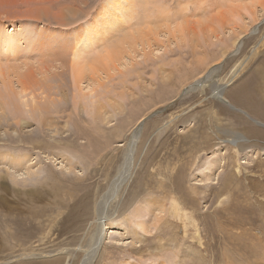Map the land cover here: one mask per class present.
Listing matches in <instances>:
<instances>
[{
    "label": "rangeland",
    "instance_id": "obj_1",
    "mask_svg": "<svg viewBox=\"0 0 264 264\" xmlns=\"http://www.w3.org/2000/svg\"><path fill=\"white\" fill-rule=\"evenodd\" d=\"M3 92L0 264H87L128 154L91 264H264V0H0Z\"/></svg>",
    "mask_w": 264,
    "mask_h": 264
},
{
    "label": "bare ground",
    "instance_id": "obj_2",
    "mask_svg": "<svg viewBox=\"0 0 264 264\" xmlns=\"http://www.w3.org/2000/svg\"><path fill=\"white\" fill-rule=\"evenodd\" d=\"M262 7V6H261ZM74 68V67H73ZM75 69V68H74ZM72 74V73H71ZM74 74V73H73ZM71 75V76H74V78L76 77V75L74 74V75ZM204 78H206V77H204ZM207 78H208V81L210 80V75L209 76H207ZM76 79V78H75ZM64 81V80H63ZM206 81H207V79H206ZM199 82V80H197V81H194L193 83H192V85H190V87H188L189 89H196V86H198L197 84H199L198 83ZM201 83V82H200ZM203 86V85H202ZM201 86V87H202ZM200 87V86H199ZM2 92V91H1ZM10 95V94H9ZM9 95H7L6 94V92H3V93H1V95H0V97H3V102H1V104H2V106L5 108V109H7L6 107H10L11 106V108H12V113H13V117H16V118H13V119H15L16 120V125H18L19 123H22V122H25L24 121V116L23 115H25V116H27L28 118H32V115H33V113L34 114H37L38 116L42 113V109L41 108H39V107H36V106H30V105H28V102H27V100H24V99H22V95L20 94V93H18V96H16V97H13V96H9ZM9 96V97H8ZM12 97V98H11ZM10 100H11V102H10ZM12 100H15V103H14V101H12ZM29 106L30 107H32L33 109L30 111L29 110ZM8 110V109H7ZM52 110H54V109H52ZM6 114L7 113H3L2 115H0V118H4L5 116H6ZM24 118H23V117ZM34 116V115H33ZM9 117V116H8ZM9 119H10V117H9ZM38 119V118H37ZM26 120V119H25ZM36 122V121H35ZM38 122H40L39 120H38ZM44 122V121H43ZM28 123V122H27ZM40 125V130H42V131H44V128H43V125H42V123L41 124H39ZM41 131V132H42ZM135 131H137L136 130V128H135ZM19 132V131H18ZM14 136V135H13ZM8 137V136H7ZM10 138H13L12 136H10ZM133 138H134V134L132 135V140L130 139V142H129V144L130 145H128V151L130 150V148H131V144H132V141H133ZM12 142V141H11ZM8 143H9V141H8ZM12 144V143H11ZM5 154V153H4ZM2 156V155H1ZM9 158V161L7 162V163H10V158H11V163L12 162H16V163H19L20 162V157L19 156H14V157H8ZM129 158V154H128V157H127V162L125 161V159H124V161L122 162V164H121V166L119 167V169H118V172L116 173V175L118 176V177H120V182L121 181H123V180H125L126 179V176H127V172H128V166L129 167H131L132 166V159L130 160V159H128ZM2 162V161H1ZM132 169H133V167H132ZM0 173H2V174H5V173H3V171H0ZM19 175H22L21 177H23L24 178V181H25V183L27 182V179H29L28 178V174L27 175H23V174H18L17 175V179L18 178H20L19 177ZM131 176V175H130ZM129 180H130V178H129ZM128 180V181H129ZM120 182L119 181H114V182H112V186H110V187H108L109 188V192L108 193H106V196H105V199H102L103 201H102V205H101V207H102V209L99 207V206H97V212H96V214H97V227H96V230L94 231V233L92 234V237H91V243H90V246L87 248V249H85L84 251H85V253H86V256H85V261L87 262V264H91L92 263V261H93V259H95V257L97 256V254H98V249H99V246H100V243H101V240H102V232L104 233V231H102V230H104L103 229V227H102V225L100 224V223H103V221H104V223H106V226H108V229L110 230V228H109V226H111V223L110 222H108L107 223V220L109 219V213H107L106 211H104V206H105V204L106 203H108L107 201H109V202H111V203H113V201L114 200H116L117 198H118V195H119V190H120V187H121V184H120ZM127 184H128V182L125 184L126 186H127ZM27 185H30V184H26V186ZM125 186V187H126ZM125 187H124V189H125ZM107 188V189H108ZM123 189V190H124ZM103 196V195H102ZM116 196H117V198H116ZM116 198V199H115ZM100 202V201H99ZM106 207V206H105ZM179 211V210H178ZM176 215L178 214V213H175ZM95 220V219H94ZM107 229V228H106ZM108 232V231H107ZM111 235V234H110ZM104 236V239H103V241H102V244H103V242H105L108 238L106 237L107 236V234H106V232H105V235H103ZM111 242H113L114 244H116V245H123L124 243H121V242H119V241H112L111 240ZM101 244V245H102ZM83 259V258H82ZM228 262V261H227ZM61 263V261H57L56 262V264H60ZM55 264V263H54Z\"/></svg>",
    "mask_w": 264,
    "mask_h": 264
},
{
    "label": "water",
    "instance_id": "obj_3",
    "mask_svg": "<svg viewBox=\"0 0 264 264\" xmlns=\"http://www.w3.org/2000/svg\"><path fill=\"white\" fill-rule=\"evenodd\" d=\"M209 71H207V73L203 76V77H207V76H209ZM204 81V79H202L201 81H199L198 83H200V82H203ZM198 86H196V88H197ZM191 89H189L188 87L187 88H185L183 91H182V93H187L186 91H190ZM191 91H193V90H191ZM162 109H160V110H158V111H161ZM158 111H154L153 113H151L149 116H147V117H145L144 119H142L140 122H139V124L137 125V127H136V129H138L140 126H141V124L143 123V121L145 120V119H147V118H149L150 116H152V115H154L156 112H158Z\"/></svg>",
    "mask_w": 264,
    "mask_h": 264
}]
</instances>
